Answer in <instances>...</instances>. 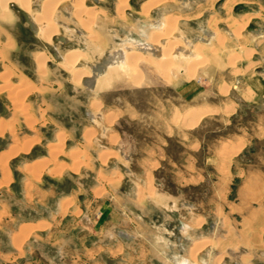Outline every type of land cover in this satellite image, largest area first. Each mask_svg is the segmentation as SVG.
Returning a JSON list of instances; mask_svg holds the SVG:
<instances>
[{
    "label": "rangeland",
    "instance_id": "obj_1",
    "mask_svg": "<svg viewBox=\"0 0 264 264\" xmlns=\"http://www.w3.org/2000/svg\"><path fill=\"white\" fill-rule=\"evenodd\" d=\"M120 2L101 0L99 5L86 0V8H79L80 13H84L80 14L76 10L74 16L69 15V9H61L64 5L57 8L53 16L55 14V19L67 28L59 30L50 44H46L50 57L45 63L40 61L43 74L39 79L47 82L49 89L39 92V95L48 96L50 101L60 103L65 109L62 119L77 130L86 122L87 111L104 114L103 119L110 134L108 138L102 136L97 144L120 150L121 154L109 153L113 159L109 160L108 166L122 165L128 169L123 189L131 191L136 188L140 195L139 202L130 203L129 206L145 208L146 219L165 221L173 227V230H168L163 226L165 232L160 236L169 251L176 248L174 256L178 257L179 264H183L185 259H194L193 262L201 264L199 256L209 253L206 247L214 252L215 264H264V102L251 99V89H248L252 80L264 91V62L252 60L253 50L245 48L248 42L243 35L244 26L236 25L233 21L227 23L223 32L218 29L219 22L211 18L209 30L217 35V39L211 45L203 46L199 43L201 58L187 60L180 56L169 57V66L168 62L147 53L143 55L144 59L133 63L134 67H130V70L134 68L133 71L111 72L106 76L110 84L104 90L88 93L78 75L81 73V77L87 68L99 63L110 51L137 53L136 45L145 46L154 37L157 46L167 50L165 53H170L175 45L185 48L196 36H204L197 26L199 21L172 13L173 10L176 12V0H171L166 9L154 13L151 12L152 8L147 11L144 9L159 0ZM141 2L142 11H137ZM119 3L125 7L127 5L131 16L126 15L128 11L125 7L120 11L114 9ZM39 4L40 0H35L32 13L36 12ZM8 8L16 15L12 22L17 26L19 41L26 42L29 32H26L27 23L22 16H30L12 3L8 4ZM85 13L89 16L86 14V17ZM162 13L167 14L170 21L160 26V19L159 25L154 26L150 20L159 19ZM1 14L0 20L8 22L4 14ZM229 14L228 11L230 18ZM77 15H80L81 24L76 19ZM137 19L143 20L138 28L137 22H134ZM84 20H87L85 25ZM128 25L133 27H125ZM159 27L161 29L158 30ZM227 29H231L230 34ZM250 34H247L248 37L256 40V32ZM229 36L233 39L230 40ZM63 37L69 38L70 42L67 44L65 41L64 44L60 40ZM73 48L83 51L88 49L87 52H91L87 54V62L80 63L84 70L80 67V70H70V67L63 64L64 56L69 55ZM19 52V61L24 65L28 60L26 51ZM256 65L259 67L254 69ZM18 79L20 83L27 82L23 90L18 89L20 85H12L11 79L2 83L8 89L6 97L0 96L2 117L10 115L4 108L9 101L21 105L19 110L12 113L15 118H26L31 112L29 98L25 94L33 90L30 85L33 76L30 71H26ZM72 85L79 91L74 92ZM72 95L77 97V102L73 101ZM200 113L206 114L193 128H188L193 117L196 118ZM42 131L45 140H48L50 130L45 126ZM93 132L87 133L88 145H91ZM2 145L0 141V147ZM42 145L33 155H38ZM57 153L61 159L67 156L62 150ZM74 154L77 161L74 160L72 169L77 170L80 164L93 162L91 156H84L87 155L84 151ZM109 154L101 156L103 162H107ZM15 165L14 161L5 164L3 176L7 182L13 178V194L16 198L20 177L15 171ZM71 180L65 178L62 183L67 187ZM128 180H135L136 187ZM165 199L170 200V203H165ZM114 205L121 207L123 203L119 201ZM188 216L195 218L193 225L196 228L201 227L202 217L207 220L194 238L202 234L209 235L195 242L190 249L193 234L186 235V229L183 228L187 221L192 222ZM29 217L23 216L19 220H13L8 215L0 217V264H74L59 263L49 258V248L58 243V235L55 233L48 239L39 235L35 242L27 243L25 233L13 236L12 243L7 240L15 232L17 222L27 221ZM199 249L201 253L197 252ZM17 253L20 256L13 257Z\"/></svg>",
    "mask_w": 264,
    "mask_h": 264
},
{
    "label": "crops",
    "instance_id": "obj_2",
    "mask_svg": "<svg viewBox=\"0 0 264 264\" xmlns=\"http://www.w3.org/2000/svg\"><path fill=\"white\" fill-rule=\"evenodd\" d=\"M92 1L101 5V2ZM194 1L176 0V12L172 11L173 14L189 16L190 20L199 21L200 24L198 23L197 26L204 36L193 38L190 41L191 49L196 44H202L200 41L206 40L209 33L211 34L210 41L214 40L216 34L209 32L204 26L206 19L213 18L219 21L218 29L221 31L226 29L227 23L234 21L236 25L244 26L243 32L245 33L243 35L248 42L245 48L253 50L252 60L257 59V62H264V0H196V4H193ZM143 2L140 3L137 11H142ZM160 3L159 6L152 8V13L156 10L166 9L171 0H161ZM128 5L133 8L132 5ZM127 11L126 15L131 16L129 9ZM227 11L230 12V18ZM12 15L14 20L16 15L14 13ZM166 15L162 13L159 19H153L150 22L157 26L159 25L158 21L163 20ZM22 18L27 23L26 32H29L27 33L29 39L26 42L19 41L17 26L12 22L13 20L9 22L0 20V96L8 95V89L3 86V81L11 79L12 85L16 87L20 85L18 89L23 90L27 82L20 83L18 77L26 74V71H30L33 76L30 83L33 90L31 93L25 94L29 98L28 103L31 109L29 116L15 118L12 113L14 110H19L21 105L13 104L12 101L4 106L10 115L0 116V141L3 142L0 147V217L8 215L13 220H19L23 216L31 217L27 221L17 222L15 232L7 240L12 243L13 236L26 232L27 243L35 242L39 235L48 239L51 234L55 233L58 235V243L57 246L49 248L48 256L59 263L179 264L178 257L174 256L176 248L173 247L172 251H169L167 246L162 243L160 236L165 232L164 227L168 230H173V227H170L165 221L146 219L145 208L140 209L135 205L130 207V203L139 202L140 195L136 188H132L131 191L123 189V184L126 181L125 173L128 169L122 165L108 166L109 160L113 159L109 153L121 154V152L116 147H102L97 144L102 136L108 138L110 134L109 127L103 119L104 114L87 111L85 113L86 122L81 124L77 130L62 119L65 109L60 106V103L50 101L48 96L39 95V92L49 89V85L39 79L43 70L37 59L39 58L45 63L49 61L50 55L46 44L37 36L40 27L31 18L24 15ZM134 22H137L136 27L138 28L143 20L137 19ZM32 25L35 28H32ZM132 25L135 26V24ZM132 25L125 27L131 29ZM251 32H256V40L248 37ZM229 38L233 39L230 36ZM145 48V50L150 49L149 45ZM21 50H25V54H27L28 60L24 65L18 57V52ZM111 52L113 51L109 53ZM147 53L150 52L144 54ZM106 54L108 55V53ZM152 56L154 57V55ZM97 63L91 65V69ZM258 67L259 65H256L254 69ZM253 83L254 81L251 80L249 87L247 85L248 89H251V99L264 102V91L262 92L261 88ZM71 88L74 92L79 91L73 85ZM87 92L93 94V92ZM72 97L73 101L77 102V97L75 95ZM45 126L51 132L48 140H45L42 131ZM91 131H94V135L90 140L91 145H88L87 133ZM41 143H43L42 149L38 155H33ZM23 146L28 149L22 150ZM53 147L55 154L51 153ZM83 148L86 150H82ZM59 150L64 151V155H67H63L65 159H61V155L57 153ZM83 151L87 154L84 156H91L93 162L80 164L77 170L72 169L74 159L77 160L74 152ZM107 153L109 154L108 160L103 162L101 156ZM11 161L16 162L15 171L19 173L20 177L18 184L20 189L16 198L13 194V187H15L13 178L7 182L3 176L5 164H9ZM119 177L121 178L119 179ZM65 178H72L71 184L67 187L62 183ZM128 181L133 187H136L135 180ZM119 201L123 205L115 206L114 204ZM164 201L170 203V200L165 199ZM98 203L100 205H97ZM99 208H105V210L99 211ZM168 217L169 215H167ZM188 218L192 222L187 221L183 228L186 229V235L193 234L192 238H194V235L204 228L207 220L202 217L201 227L196 228L193 225L195 218L193 216H188ZM62 236H64L63 239ZM208 236L202 234L200 237L190 238L189 249L195 242L204 240ZM177 246L179 247L180 244ZM189 249L185 253V258L188 256ZM205 249L209 253L206 252L205 255L202 254V257L199 256L200 263L215 264L214 252L211 251V248L206 247ZM19 256V253L13 255V257ZM91 261L95 262L91 263Z\"/></svg>",
    "mask_w": 264,
    "mask_h": 264
},
{
    "label": "bare ground",
    "instance_id": "obj_3",
    "mask_svg": "<svg viewBox=\"0 0 264 264\" xmlns=\"http://www.w3.org/2000/svg\"><path fill=\"white\" fill-rule=\"evenodd\" d=\"M123 1H126V0H121V2L123 3ZM163 1V0H162ZM196 1V0H195ZM193 2V4H196V2ZM96 2H101V0H96ZM120 2V3H121ZM161 1L159 0V2H156L154 4H152L151 6H147L145 7L144 11H147L153 7H156V6H159L161 3ZM14 4L16 5L18 8H21L23 12L27 13L31 20L36 24L38 25L40 28H39V32L37 33V36L45 43V44H50L52 38L54 37V35L59 32V30L63 29V28H67L65 25H62L60 24L56 19H55V14L53 16V13L56 12L57 8L60 9V6L62 7V5H64L61 9H63L65 7V9H69L70 10V13L69 15L71 16H74V14H76V10L80 13V10L82 8H86L85 7V3H86V0H40V4L39 6H37V10L35 13H32V5L35 4V0H0V14L3 16H5V19H7L6 21H10V20H13V15H12V10H10L8 8V4ZM119 3V4H120ZM97 4V3H96ZM116 4L115 5V9H124V5L123 4ZM123 5V6H122ZM228 5V4H227ZM127 7V5H126ZM125 7V8H126ZM150 7V8H149ZM228 7V6H227ZM81 8V9H79ZM95 8V7H94ZM229 8V7H228ZM127 9V8H126ZM125 9V10H126ZM198 9V8H197ZM64 10V9H63ZM65 10V11H66ZM84 10V9H83ZM88 10V9H87ZM114 10V9H113ZM228 10V9H227ZM230 10V9H229ZM116 11V10H115ZM122 11V10H121ZM68 12V11H67ZM83 11H81L82 13ZM87 12V11H86ZM226 12V11H225ZM228 12V11H227ZM80 13V14H81ZM84 13V12H83ZM88 14H92V13H89L87 12ZM85 13V15L87 14ZM230 13V12H229ZM78 14V13H77ZM87 14V15H88ZM51 15L53 16L51 18ZM68 15V16H69ZM84 15V14H83ZM86 15V17H87ZM94 15V14H93ZM93 15H90L92 16L93 18ZM122 15V14H121ZM67 16V15H66ZM79 16L80 15H77L78 18H76L77 20H80L79 19ZM89 16V15H88ZM71 18V17H70ZM69 18V19H70ZM4 19V18H3ZM84 19V18H83ZM177 18H175L174 20H176ZM75 20V19H74ZM77 20H75L77 22ZM173 21V18L171 19ZM81 21V20H80ZM85 21L87 20H84L83 24L86 23ZM90 20H88L89 22ZM167 21H170L169 19H167V16L162 20L161 22V26H165L168 22ZM171 21V22H172ZM215 21V20H214ZM219 22V21H218ZM78 23V22H77ZM82 23V21L80 22V24ZM170 23V22H169ZM175 23V22H174ZM243 23V22H242ZM210 24L212 25V20L211 19H206L205 22H204V26L209 30V26ZM216 24V23H215ZM85 25V24H84ZM172 25V23H171ZM227 25V24H226ZM240 25V24H239ZM243 25V24H242ZM77 26V25H76ZM169 26V25H167ZM32 27H34V25H32ZM204 27V28H205ZM215 27V26H214ZM213 27V28H214ZM230 28V27H229ZM240 28V27H239ZM161 29L160 27L158 28V30ZM206 29V30H207ZM86 31V29H84ZM231 31V29H229ZM229 30H227L229 32ZM162 31V30H160ZM164 31V30H163ZM210 31V30H209ZM82 32V31H81ZM212 33H214L213 31H211ZM234 32V31H233ZM235 33V32H234ZM95 34V33H94ZM154 34V33H153ZM161 34V33H160ZM215 34V33H214ZM82 35V34H81ZM235 35V34H234ZM232 34V36H234ZM86 36V35H85ZM150 36V35H149ZM154 36V35H153ZM213 36V35H212ZM215 38L214 40L210 41V38H211V34H207V39L206 40H201L200 42L202 44H205V45H211V42L213 41H216L217 39V35H214ZM90 38V37H89ZM165 38V37H164ZM167 38V37H166ZM219 39H221L219 37ZM60 40L65 44V41L66 43L68 44L70 42V39L69 38H66L64 37L63 38H60ZM156 40H157V37H156ZM82 42V41H81ZM88 42V41H87ZM220 43V42H219ZM145 44H148L149 45V50H145L146 48L145 47H148V45L146 46H142V45H136L137 47H135V49L137 51H141V52H132V53H128V52H124V55L122 53L121 50H115L111 53H108V55L99 62L97 64H95L92 69L91 67L90 68V71L89 69L87 68L86 70V73L85 74H82V78L83 80L87 79L88 80V84H86V86H84L86 88L87 91L89 92H95L96 91H102L104 90L103 88L110 84L107 80H106V76L108 74H110L111 72H117L118 70L119 71H133L130 70V67L133 65V63H135L136 60L140 61L142 59H144L143 55H145L144 53L145 52H150L152 55H154V57H156L158 60L160 61H165V62H168V58L169 57H172V58H176V57H182L184 59H195L197 60L198 58H201V54L202 52L200 51V45L199 44H196L192 49H191V45L190 43L186 45L185 48H182L180 47V45H175L173 47V50L172 52L168 49V51H170V53H165L166 51H164L161 47L157 46V43L153 37V41L151 40V42H147ZM164 44V43H163ZM165 47V46H164ZM168 47V46H167ZM171 47V45H170ZM99 48V47H98ZM212 49V48H211ZM88 49H86L85 51L83 50H79V49H76V48H73L70 50V53L69 55H67L66 57L64 56V63L65 65H67V67L69 68L70 67V70L73 69V70H76V69H79L78 67H80L82 70H84V68L81 67L80 63L81 62H87L88 60V56L87 54H91V52H87ZM160 50V52H159ZM207 50V49H206ZM205 50V51H206ZM164 51V52H163ZM229 51V50H228ZM204 52V51H203ZM67 53V52H66ZM41 58V57H40ZM63 58V57H62ZM136 58V59H135ZM197 58V59H196ZM43 59V58H42ZM135 59V60H134ZM181 59V58H180ZM38 62H39V65L41 67L42 63L40 62L41 59H37ZM63 60V59H62ZM134 60V61H132ZM201 60V59H200ZM43 61V60H42ZM159 61V62H160ZM158 62V61H157ZM170 62V61H169ZM168 62V63H169ZM185 62V61H184ZM191 62V61H190ZM62 63V62H61ZM189 64V63H188ZM192 64V63H191ZM43 66V65H42ZM169 66H170V63H169ZM191 66V65H190ZM134 67V65L132 66ZM188 67V66H187ZM167 69V68H166ZM165 69V70H166ZM190 69V68H189ZM80 70V69H79ZM97 70H100L101 72L99 73H96ZM40 71V70H39ZM69 72V71H68ZM89 73V74H88ZM131 73V72H130ZM135 73V72H133ZM81 74V73H80ZM80 74L78 75V78H80V81L82 80L80 76ZM88 74V75H87ZM119 74V73H118ZM136 74V73H135ZM139 74V73H138ZM189 74V73H188ZM94 75V76H93ZM74 76V75H73ZM77 74H75V77L74 79L78 80V78L76 77ZM118 76V75H117ZM104 77V78H103ZM116 77V76H115ZM102 78V79H101ZM93 79V80H92ZM122 79V78H121ZM83 80H82V83H83ZM22 81V80H21ZM111 82V81H110ZM22 83V82H21ZM112 85V84H111ZM14 89V88H13ZM12 89V90H13ZM22 90V89H21ZM23 106V105H22ZM25 107V106H24ZM206 113H200L197 115V117H193L192 121L188 124V128H193L197 121L202 118ZM63 135V134H62ZM62 137V136H60ZM59 137V139H60ZM31 140V139H30ZM33 140V139H32ZM61 140V139H60ZM28 142V141H27ZM26 142V143H27ZM60 142V141H59ZM31 143H33L31 141ZM30 144V143H29ZM27 145V144H26ZM25 146V144H24ZM22 147V150L24 148H27V147ZM52 147V146H51ZM55 147V145H54ZM54 147L51 149V153L52 151L54 152V154L56 153L55 152V149ZM50 148V147H49ZM28 149V148H27ZM21 150V151H22ZM26 151V150H25ZM23 153V152H21ZM25 153V152H24ZM16 154V153H15ZM75 160V159H74ZM77 161V160H76ZM104 161V160H103ZM74 162V161H73ZM76 164V163H75ZM40 167V166H39ZM73 167V166H72ZM74 169V168H73ZM9 173V172H8ZM7 173V174H8ZM6 179V178H5ZM222 202V201H221ZM222 209V208H221ZM27 229V227H24ZM261 229V228H260ZM261 231V230H260ZM26 233V232H25ZM27 234V233H26ZM24 235V234H23ZM27 235H25L26 237ZM24 237V238H25ZM260 238V237H259ZM17 239V238H16ZM16 241V240H15ZM18 241V240H17ZM16 241V242H17ZM19 242V241H18ZM258 246V245H257ZM256 246V247H257ZM200 247V246H199ZM197 247V249L199 248ZM203 248V247H202ZM200 250V249H199ZM197 251L198 253H201V250L200 251ZM196 253V252H195ZM197 253V254H198ZM194 256V255H193ZM193 261H195L193 259ZM192 260H188L185 262H183V264H196L195 262H193ZM242 261V260H241ZM200 262V261H199ZM214 263V262H213Z\"/></svg>",
    "mask_w": 264,
    "mask_h": 264
},
{
    "label": "water",
    "instance_id": "obj_4",
    "mask_svg": "<svg viewBox=\"0 0 264 264\" xmlns=\"http://www.w3.org/2000/svg\"><path fill=\"white\" fill-rule=\"evenodd\" d=\"M32 28H35V27H32ZM99 72H101L100 70H97L96 71V73H99ZM94 76V75H93ZM93 80V79H92ZM84 86H86V84H88V80L87 79H85V80H83V83H82Z\"/></svg>",
    "mask_w": 264,
    "mask_h": 264
},
{
    "label": "flooded vegetation",
    "instance_id": "obj_5",
    "mask_svg": "<svg viewBox=\"0 0 264 264\" xmlns=\"http://www.w3.org/2000/svg\"><path fill=\"white\" fill-rule=\"evenodd\" d=\"M161 24V23H160ZM210 32V31H209ZM64 38V37H63ZM183 262H185V261H183Z\"/></svg>",
    "mask_w": 264,
    "mask_h": 264
}]
</instances>
